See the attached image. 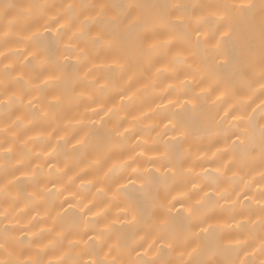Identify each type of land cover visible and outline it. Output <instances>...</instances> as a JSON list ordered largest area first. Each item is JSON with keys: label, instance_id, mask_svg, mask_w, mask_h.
<instances>
[{"label": "bare ground", "instance_id": "6f19581e", "mask_svg": "<svg viewBox=\"0 0 264 264\" xmlns=\"http://www.w3.org/2000/svg\"><path fill=\"white\" fill-rule=\"evenodd\" d=\"M233 2L0 0V4L14 5L7 15L0 7V53H4L0 56V243H4L5 235L8 237V242L0 248V261L31 260L40 264H93L103 259L116 264H182L190 259L210 261L211 264H224L225 261L261 264L264 261L261 251L264 229L260 225L264 215L261 210L264 205L261 195L264 192L261 180L264 162L259 150V128L264 124V114L258 108L264 100L260 92L261 64L264 61V46L260 39L264 26L262 0H243L256 7L233 21V39L228 42V47L235 45L246 52L240 75L231 81L229 90L221 99L216 97L223 89H214L210 95L199 96L200 121L197 126L189 128L186 135H181L179 128L172 126L186 117V110L180 106L191 98V90L186 97L181 84L188 71L187 65L172 61L175 50L172 53L158 50L144 56L133 54L124 62V68L119 69L111 63L113 54L109 50L89 45L88 55L96 67L88 79L96 83L76 85L75 91L72 90L75 82L70 78L59 83L51 81L45 90H36L35 85L40 84L46 75L40 67L34 68L26 84L18 85L13 79L30 49L25 38L37 28L43 32L46 23L55 29L57 18L62 17V23L70 18L83 21L93 10L82 6L139 3L149 6L146 9L149 12L163 13L171 11L163 6L174 3L207 5ZM33 4L45 7L29 15L28 6ZM69 4L74 7L68 9ZM107 11L115 14L117 10L111 8ZM77 27L78 23L65 29L59 47L53 53L54 58H59L62 63L67 57L69 77L78 66L74 53L66 52L64 45L84 46L83 39L78 41L73 37ZM189 27H195L194 20ZM91 29L92 32L97 30L95 25H91ZM160 38H168L163 29ZM206 55L208 63H214L212 53L209 51ZM199 62V55L188 59V63L194 66ZM5 65L15 68L8 77L3 72ZM161 67H167L169 71L157 76L156 68ZM223 71L215 69L217 74ZM80 72L82 74L83 69ZM199 79V76L195 80L188 76V82L196 93L200 92V87L210 86L208 73L204 74V83L197 87ZM103 84H108V87L101 88ZM21 88L26 90L24 104L37 97L31 107L15 101L12 104L7 102L8 95L19 92ZM77 93L83 95L76 99ZM62 94L64 99L61 103L49 104L54 96ZM43 111L48 114L43 115ZM117 129H128L125 137L115 139L114 130ZM245 129L254 133L252 139L256 148L243 162L233 163L230 146ZM58 137H64V140L58 142ZM78 139H86L89 146L73 149ZM240 139L244 140V135H240ZM166 145L169 157L175 159L179 155L184 167L192 171L186 176H169L167 179L157 174L162 195L169 189L173 190V195L187 192L191 197L188 202H195L203 192L223 193L211 213L209 222L213 231L202 235L199 254L194 258L188 253L195 244L168 250L157 242L149 249L148 245L155 239V234L149 236L151 213L130 224L131 217H125L123 212L126 196L138 187V183H129V179H135L132 168L137 164L152 167L148 157H157L165 151ZM44 153L51 155L45 156ZM131 157L136 158V163H131ZM97 159L99 164L95 163ZM123 161H128L131 166L119 169L109 181H101L100 177L109 167L114 163L119 167ZM225 163L228 164L226 170L223 167ZM155 166L161 167L163 172L166 161L156 160ZM217 167L221 168L223 175L215 172ZM193 183L203 191H193ZM122 185H127L126 191L118 192ZM33 193L35 195H31ZM179 209L177 204L172 209V216L174 227L183 231L182 225L187 222L182 212L177 214ZM155 211L159 215V210ZM112 222H115L113 232H105L102 240H96L95 236ZM238 224L243 227L238 228ZM191 230L199 231V228Z\"/></svg>", "mask_w": 264, "mask_h": 264}, {"label": "snow or ice", "instance_id": "6c2138e0", "mask_svg": "<svg viewBox=\"0 0 264 264\" xmlns=\"http://www.w3.org/2000/svg\"><path fill=\"white\" fill-rule=\"evenodd\" d=\"M0 7L3 8L5 15H7L14 5L3 3L0 4ZM44 7L45 5L41 4L29 5L27 14L31 15L34 11L39 12ZM73 7L71 4L67 5L68 9H72ZM82 7H88L93 10V13L83 21H76L74 18H70L62 23L63 18H57V27L55 29L49 27L46 23L43 32L37 28L25 38L30 45V49L27 50V55L21 62L18 75L13 78L14 82L18 85L22 82L25 84L28 83L34 68L40 67L46 75L40 84L35 85L38 91L45 90L51 81L59 83L66 78H70L75 82L72 85L73 91H75L76 85L82 83L95 84V80L88 79L93 68L96 67L95 64H92V60L88 55L89 45L93 47L98 45L101 48L109 50L113 54L111 63L119 69L124 68V62L133 54L144 56L156 53L158 50H165L168 53H172L175 50L171 59L176 64L187 65L188 71L185 75V80L181 81V84L185 89L184 94L186 97L191 90V98L186 99L184 104L180 106L182 110H186V117L179 120L178 124L172 126L173 128L178 127L181 135H186L189 128L199 124L200 113L198 110L200 106L197 103L199 96L210 95L214 89H223L221 95L216 97L217 100L221 99L229 90L231 81L240 75L242 66L246 60V52L244 49L238 48L235 45L229 48L228 42L233 39V21L238 17L246 16L256 6L252 3H244L243 0H239V2L234 0L233 3L229 4L207 5L174 3L163 6L171 10L163 13L149 12L146 10L149 6L139 3L120 5L101 3ZM151 7L155 8L156 6ZM111 8L117 10L115 14L107 11V9ZM96 9H99V11H95ZM262 11H264V0H262ZM169 17L174 18L170 19ZM193 20L195 27L190 28L189 26ZM77 23L78 27L73 32V37L77 38L78 41L83 39L84 46L78 48L76 45H64L66 52L70 51L74 53L76 65L78 66L69 77L67 75V57H65V62L62 63L59 58H54L53 53L58 49L62 33L65 29L67 27H73ZM91 25L96 26L97 30L95 32H92ZM162 29L166 32L167 39L160 38ZM45 33H48V35H45ZM260 39L262 46H264V26L261 28ZM209 51L212 53V59L214 60L212 64L208 63V57L206 55ZM3 55L4 53H0V56ZM197 55L200 56L199 64L195 66L189 64V57ZM89 64H92V67H88ZM80 69H83L82 74ZM215 69L224 71L217 74ZM12 71H15L12 65H5L3 68L6 77L10 76ZM167 71H169L167 67L156 68V75H162ZM205 73L209 74L210 86L207 88L200 87V92L196 93L192 90L193 86L188 82V76L191 75L193 80L199 76L200 79L195 85L199 87L204 83ZM260 80L262 82L260 92L261 95H264V61L261 64ZM100 87L106 88L108 84L100 85ZM25 92L26 90L21 88L19 92L9 94L7 102L12 104L15 101L25 107H31L37 97L29 99L24 104ZM81 95L83 93H77L75 98L79 99ZM63 99V94L54 96L49 104H59ZM121 99H123V96ZM169 103L173 102L169 101ZM258 108L264 114V100H261ZM108 111L111 112L112 109ZM42 114L47 115L48 113L47 111H43ZM234 119H237V117H234ZM127 131L128 129H124V131L114 130V138L120 139L125 137ZM240 135H244L245 139L241 140ZM253 135L254 133L252 131L245 129L232 141L230 147L233 149V163H237L238 161L243 162L244 158L251 151L255 150L256 145L252 139ZM60 140H64V137H58V142ZM77 146L86 148L89 145L86 139H78L72 147L75 149ZM259 150L261 160L264 162V124L259 128ZM237 153H239V156ZM37 155L40 154L38 153ZM43 155L48 156L51 153H44ZM140 155L143 154L141 153ZM130 160L131 163H136L135 157H131ZM156 160L166 161L163 172H161V167L155 166ZM99 162V159L95 161L97 164ZM148 163L152 167H141L137 164L136 167L132 168V175L135 179H129V183H138V187L135 188L134 193L126 196L127 203L123 209L125 217L130 216L131 219L128 223L133 224L138 222V220H143L145 216L151 213L150 218L152 219V223L149 227V236L155 234V239L148 245L149 249L157 242L161 246H166L168 250H174L178 246L190 247L195 244L196 246L188 253L189 257L194 258L199 254L201 248L199 241L202 235L210 234L213 231V225L209 222L211 220V213L216 207L218 199L223 196V193L203 192L200 199L195 202H188L191 200V197L187 192H178L176 195H173V190L169 189L162 195L159 191V177L167 179L169 176H186L191 173L192 169L184 167V163L179 155L175 159L169 157L167 145L165 146V151L157 157H148ZM126 166H131L128 161L121 162L119 167L114 163L100 177L101 181H109L113 174ZM49 167L51 168L52 165H49ZM223 167L226 170L228 164L225 163ZM215 172L220 175L224 174L220 167H217ZM206 173L207 170H205ZM157 174H159V177ZM261 180L264 182V173L261 174ZM55 187L56 185L53 183V188ZM126 189L127 185H122L117 191H126ZM192 190L203 191L197 183L192 184ZM48 191L51 192L52 189H48ZM57 191L59 190L57 189ZM99 191H103V189H99ZM31 195L35 194L33 193ZM261 195L264 198V192ZM177 204L180 205L177 214L179 215L182 212L184 214L183 219L187 222L185 225H182V228L185 229L183 231H178L174 227L172 209ZM155 210H159V215L156 214ZM261 210L264 213V205H262ZM114 223L105 225V229L101 230V234L95 236V239L100 241L105 232H113ZM205 224H207V227L204 226ZM260 225L264 229V215L261 217ZM193 227L199 228V231H192L191 228ZM237 227H243V225L238 224ZM7 231L5 229V233ZM59 235H62V233ZM141 239L143 240L145 238L142 237ZM7 242L8 237L5 235L4 243H0V248H3ZM70 243L72 242L70 241ZM237 243L240 244L239 241ZM140 246L142 247L143 245L141 244ZM111 251L112 246L110 245L109 252ZM261 251L264 253V239H262ZM0 264H40V262L31 260L22 262L15 260L9 262L0 261ZM93 264H116V262L103 259L97 260ZM148 264H155V262H148ZM182 264H211V262H197L194 259H190L187 262H182ZM224 264H232V262L225 261ZM241 264H246V262L241 261ZM261 264H264V261H261Z\"/></svg>", "mask_w": 264, "mask_h": 264}]
</instances>
